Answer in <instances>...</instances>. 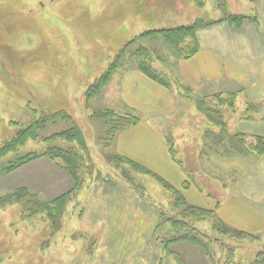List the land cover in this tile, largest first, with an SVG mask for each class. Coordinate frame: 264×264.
Here are the masks:
<instances>
[{"label": "rangeland", "instance_id": "obj_1", "mask_svg": "<svg viewBox=\"0 0 264 264\" xmlns=\"http://www.w3.org/2000/svg\"><path fill=\"white\" fill-rule=\"evenodd\" d=\"M198 21L194 35L198 51L204 49L196 53L208 70H226L223 54L264 55V0H0V198L21 187L48 202L68 193L62 203L35 213L17 203L0 206V264H252L264 252V153L237 154L226 136H264L261 103L229 77L191 86L181 76L183 58L160 35L126 44L149 29ZM140 46L167 80L162 86L173 104L149 119L185 179L193 181V173L196 183L181 187L178 172L142 155L143 147L158 152L157 141L148 146L140 135L127 146L141 165L158 167L188 203L216 209L225 223L254 238L218 235L207 221L198 222L195 227L222 242L209 255L190 242L165 241L164 232L155 236L161 214L172 215L168 192L152 174L113 157L119 132L105 139L106 119L96 115L110 110L140 121L153 110L159 90L138 80L145 77L138 68ZM119 54L109 79L94 86ZM228 92H236L231 105L223 101ZM206 109L221 113L225 130L207 119ZM57 111L66 117L38 126L36 138L7 145L21 129ZM73 126L83 144H60L83 156L80 183L46 155L10 168L27 153L43 151V138Z\"/></svg>", "mask_w": 264, "mask_h": 264}, {"label": "trees", "instance_id": "obj_2", "mask_svg": "<svg viewBox=\"0 0 264 264\" xmlns=\"http://www.w3.org/2000/svg\"><path fill=\"white\" fill-rule=\"evenodd\" d=\"M200 24L201 23L198 21L190 25H181L179 27L168 29H149L144 31L142 34L130 39L126 44H129L130 42L141 41V38L146 36L152 37L160 35L168 44L169 48L178 57L183 59L189 58L199 49V44L194 34ZM148 50L145 46H140L136 49L139 66L138 68L151 79L158 81L161 85L167 84V80L162 75V73L153 67L151 60L147 58L149 54ZM121 58L122 54L116 56L113 62H111L109 65L108 72H105V74L99 78L100 81H96V85L94 86L98 88L106 79H109L111 70L116 68ZM92 91L94 92L95 90ZM226 95L227 99L223 101L227 100L228 104L231 105L236 92H228ZM252 106L253 105H251V107ZM204 114L208 120L215 122V124H221L220 127H222V130L226 129L225 126H223L224 123L221 119L220 112L206 109ZM96 115L106 119L107 129L105 131V139H113L116 137L118 132L128 129L139 122V119L134 115L126 113L120 114L110 110L97 111ZM63 116L66 117L65 112L57 111L48 116L42 117L39 121L34 122V124H32L33 126L23 128L21 131L17 132V134L13 137V140L7 145L10 147H16L26 140L36 138L38 126H43L45 122ZM217 119H219V121H216ZM226 136L228 138V148L237 154L244 155L251 153L255 154L256 156H260L264 153V136L247 135L242 132H238L233 135L227 133ZM43 140L48 143L47 147L43 151H33L27 153L26 155L20 157L18 161H16L15 165L13 164L10 168L14 166H20L35 158L46 155L53 158L60 168L66 170L77 183H80L79 167L83 160V156L79 153L77 148L71 146H62L60 142L62 141L63 143L67 144L75 141L79 145H82L83 135L81 130L77 126H73L66 130L45 137ZM113 157L117 158V160L120 162L123 161L130 163L138 170L152 174L159 182L162 183L163 187L168 192V204L172 215L162 217L161 214L160 220L154 229V234L157 236V238L159 237V234L164 232L165 241L190 242L191 244H195L202 248L206 254L212 255L211 246L216 244L217 246L222 247V242L220 238L216 236L210 237L204 231H201L198 227H195V224L198 222L207 221L210 228L218 235L228 234L233 237L238 236L239 238L243 237L249 239L255 237L249 232L240 229L237 230L229 226L218 216L214 209L189 204L178 188L174 187L162 177L156 173H153L151 170L119 154H113ZM67 196L68 193H64L55 198L53 201H41L34 194L28 192L25 187H21L1 197L0 206L4 203H17L24 210H28L29 213H35L37 211L40 212L42 210L51 209L52 206H55V203H62ZM163 223L167 224L168 226L165 228ZM252 264H264V252L261 251L257 253Z\"/></svg>", "mask_w": 264, "mask_h": 264}, {"label": "crops", "instance_id": "obj_3", "mask_svg": "<svg viewBox=\"0 0 264 264\" xmlns=\"http://www.w3.org/2000/svg\"><path fill=\"white\" fill-rule=\"evenodd\" d=\"M203 49H204V46H202V49L198 52H202ZM216 58L220 59V56L216 55ZM205 59L206 58L204 57H199L196 53L195 55L187 59L180 60L179 69L181 71L182 78H184L191 86L198 89L203 84H207V85L209 83H219L220 84L222 80H226V78L229 77L230 79L239 83L241 86H244L245 91H247L248 95L250 96V99L256 103H261L262 107L264 108V55L256 58V57H251L250 53L248 52H243V54H241V56L239 57L229 56V58H227V56L223 54L221 55L222 60L220 61V64L222 65V63L227 60V62H224L226 65L225 66L226 70H223L218 65L215 71L208 70L207 68L201 66V63ZM144 76H145L144 79L139 77L138 80L145 82L147 84H150L151 86H154L156 87V89L159 90L158 97L153 105V110L151 111L146 110L145 114L147 118L145 120H140L138 124H135L132 127L125 129L123 131H120L118 133L115 146H114L115 151L117 152V154L125 158H128L138 163L139 165H141L142 162L136 159V157L134 156V152L131 150L129 146H127V144H130L129 140L131 138H134V136L140 137L141 135L142 142L144 141V138H145V141H147L146 144L148 146H152L153 143L158 142L160 144V148H158V152H153L151 149L143 147L144 148L143 150L145 152L142 155L144 156L148 155L149 159H153V158H150V156L154 155L156 159L163 160L167 168H170L171 170H174L180 174V180L183 179L181 181L182 182L181 187L182 185H184L185 182L188 183V185H186L185 187H189L191 185L190 183L195 182V176L193 175V173L190 174L191 178L193 179V181L191 182L185 179L186 174L179 166L180 165L179 160H176L174 157H171L172 154L170 150L168 149L164 134L158 132L156 129V126L153 125L154 123H152V121L149 119L153 117L152 113L156 111H159L162 113V112H165V109L170 110V107H172L173 105L171 102V92L167 88L163 87L161 84L157 82L153 81L154 83H152L150 81L151 79L150 80L147 79V78H150L147 75L144 74ZM136 84L137 86L140 85L139 82H137ZM167 97L169 98L168 102H166L164 99ZM121 136H123L124 138L123 140L120 139ZM148 149L150 150V153H147L149 151ZM221 157H222L221 155L216 156V158H218L219 160L221 159ZM173 160H175L176 162H174ZM151 165H154V164H151ZM216 166L220 167L219 170H221V165L217 161H216ZM143 167H145V164ZM151 167H153L154 170L150 169ZM145 168L151 170L153 173H156V174L157 172L161 173L158 170L159 169L158 167L150 166V164L146 165ZM159 176L163 178L164 175L163 176L159 175ZM163 179L166 180L165 178ZM168 180L166 181L169 182ZM170 184L173 185L172 183ZM196 206H199V205H196ZM214 210L216 211V209Z\"/></svg>", "mask_w": 264, "mask_h": 264}]
</instances>
